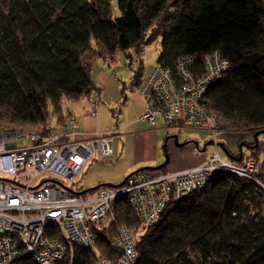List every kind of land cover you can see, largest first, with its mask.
Segmentation results:
<instances>
[{
    "label": "trees",
    "instance_id": "16d2710c",
    "mask_svg": "<svg viewBox=\"0 0 264 264\" xmlns=\"http://www.w3.org/2000/svg\"><path fill=\"white\" fill-rule=\"evenodd\" d=\"M157 38L156 65L172 72L184 56L193 59L188 67L193 74L203 72L205 54L225 60L229 68L208 87L204 108L215 113L221 131L264 133V0H0L4 128L57 127L70 117L76 120L62 108L66 101L100 95L91 73L94 58L109 65L118 52L139 55ZM142 74L139 66L131 86L141 87ZM243 143L255 149L250 156H259L260 143ZM223 149L236 160L243 157L239 148L235 157ZM256 179L260 185L221 174L166 204L159 222L150 226L138 223L129 197L118 198L111 207L112 222L92 227L94 250L75 248L71 264H115L119 226L134 231L133 264H264V168ZM85 190L75 193L85 197L94 191ZM11 264L35 263L21 253Z\"/></svg>",
    "mask_w": 264,
    "mask_h": 264
},
{
    "label": "built area",
    "instance_id": "2783aa9c",
    "mask_svg": "<svg viewBox=\"0 0 264 264\" xmlns=\"http://www.w3.org/2000/svg\"><path fill=\"white\" fill-rule=\"evenodd\" d=\"M192 60L189 56L179 58L173 72L155 65L140 87L145 105L140 119L149 126H155L160 117L166 127H205L211 132L215 151L192 167L140 170L121 186L99 187L90 196L81 197L51 176L72 181L93 154L102 158L113 155L111 132L77 138L73 117L57 127H7L0 131V264H11L21 253L35 264H71L75 248L94 250L92 227L112 222V204L121 197H129L138 223L150 226L159 222L166 204L181 201L221 174H234L260 185L256 178L264 168V159L223 160L216 137L220 125L215 113L203 106L208 87L228 70V63L217 53L205 54L201 57L203 72L193 74L188 69ZM97 108V103H92L90 113L96 114ZM22 138L31 143L18 147L17 140ZM44 173L48 178L31 186L32 180ZM114 245L123 252L115 264L135 262L134 231L117 227ZM97 264L105 263L100 260Z\"/></svg>",
    "mask_w": 264,
    "mask_h": 264
},
{
    "label": "rangeland",
    "instance_id": "374dc122",
    "mask_svg": "<svg viewBox=\"0 0 264 264\" xmlns=\"http://www.w3.org/2000/svg\"><path fill=\"white\" fill-rule=\"evenodd\" d=\"M112 11L114 13L118 12L115 6L112 7ZM159 51L160 38H157L152 43L145 44L139 55L129 51L130 57H126L124 53L118 52L109 65L100 57L94 58L91 73L93 80L100 88V95L96 97L92 94L88 103L87 98L66 101L62 111L64 115H67L78 109V111L83 112V115H86V125L89 129L99 132H111L113 155L102 158L97 154H93L88 165L72 181L58 176H51V178L58 179L63 185L72 187L73 190L80 187L89 189L101 184L118 185L126 176L138 169L154 168L162 165L165 162L166 154L169 162L165 167V171H174L171 170L174 152L172 153V147L170 146L174 136H176L178 143L186 144L183 146L184 148H178L180 151L176 150L174 166L176 167L178 164L180 167L175 170L186 168V166H194L204 161L215 151L213 144L206 145L204 151H200L206 142L212 140L211 132L205 127H166L160 117H157L155 126H149L140 119L141 114L138 116L142 98L139 85L131 86L133 72L140 66L142 67V76L145 77L155 67ZM94 101L98 105L97 114L87 112L90 102ZM49 115H53L51 123L54 125L56 115L53 114L51 106H49ZM2 120L6 119L0 118V131L4 128L5 121L2 122ZM5 127L7 128V126ZM16 128L36 129L28 126ZM216 137L217 142L223 143L233 157L238 153L237 141L243 139V142H253L252 146L256 145L253 139L254 136H251L248 132L226 133L219 130ZM155 140L156 145L154 147ZM257 140L262 145V148L258 149L259 156L257 158L264 159V133L259 134ZM30 143L29 139L17 140L18 147L27 146ZM241 150L243 158L255 153V149H251L247 145H243ZM142 152L143 154H141ZM218 152L223 160L230 163L238 162L220 146ZM94 159L106 165L95 164ZM47 178V173L39 175L32 180L31 186ZM90 195L87 194L86 196ZM108 224V220H106L103 225L107 226Z\"/></svg>",
    "mask_w": 264,
    "mask_h": 264
},
{
    "label": "crops",
    "instance_id": "0c3cea01",
    "mask_svg": "<svg viewBox=\"0 0 264 264\" xmlns=\"http://www.w3.org/2000/svg\"><path fill=\"white\" fill-rule=\"evenodd\" d=\"M142 98V97H141ZM89 101H87V103H88ZM143 110H144V102H143V99H142V105H141V109L139 110V112L140 113H138V116L140 115V114H142V112H143ZM97 111H98V109H97ZM72 114L75 116V118H77L76 120H77V128H76V132H77V135H76V137L77 138H86V137H88L90 134H92L93 132H96L97 130H95V131H93V130H91V129H89L88 128V126L86 125L87 124V119H86V115H83V112H81V111H78V109H76L74 112H72ZM144 122V121H143ZM148 125V124H147ZM99 132V131H98ZM102 132V131H101ZM103 132H105V131H103ZM155 145H156V140L154 141V147H155ZM170 146L172 147V153L174 152V156H173V162H172V169L171 170H175V169H177L178 167H180L178 164H177V162L175 161V163L177 164V166L175 167L174 166V159H175V154H176V150H179L177 147H175V145H174V139H173V142H170ZM149 148V147H148ZM147 148V149H148ZM180 151V150H179ZM141 154H143V152L141 153ZM177 158V157H176ZM180 158V157H179ZM90 161V160H89ZM93 162H95V164H97L98 163V165H100V164H102V163H100L98 160H96V159H94V161ZM169 162V161H168ZM89 163V162H88ZM188 163V162H187ZM88 165V164H87ZM86 165V166H87ZM106 165V164H105ZM104 164H102V166H105ZM85 166V167H86ZM84 167V168H85ZM190 167H192V166H190ZM148 168V167H147ZM186 168H188L187 166H186ZM179 169H182V168H179ZM184 169V168H183Z\"/></svg>",
    "mask_w": 264,
    "mask_h": 264
},
{
    "label": "water",
    "instance_id": "95a60500",
    "mask_svg": "<svg viewBox=\"0 0 264 264\" xmlns=\"http://www.w3.org/2000/svg\"><path fill=\"white\" fill-rule=\"evenodd\" d=\"M259 134H261V132H256V133L254 134V138H253V139H254V142H255L256 144L258 143L257 136H258ZM210 144H213L212 140L206 142L205 146H204L203 149L200 150V151H204L206 145H210ZM174 145H175V147H177V148H181V147L185 146L186 144H185V143H181V144L178 143V142H177V138H176V136H174ZM195 145H196V147H197V144H196V143H195ZM243 145H245V144H244V143H240L239 146H238V148L241 149ZM219 146H220L222 149L224 148V144H223V143H220ZM165 156H166V159H165V162H164L162 165L156 166V167H154V168H141V169H138L137 171H140V170H146V169L161 170V169H162V168L168 163V161H169V160H168V156H167V154H166ZM122 184H123V182H121L120 184H118V186H121ZM103 185H104V186H111V184H103ZM98 187H99V185H98V186H95V187H93V188H89L88 190H85L84 192H87V191H89V190H95V189H97ZM113 248H114L115 252L118 253V256H121V255H122L123 252H122V249H121L120 247L114 245Z\"/></svg>",
    "mask_w": 264,
    "mask_h": 264
},
{
    "label": "clouds",
    "instance_id": "9594fccd",
    "mask_svg": "<svg viewBox=\"0 0 264 264\" xmlns=\"http://www.w3.org/2000/svg\"><path fill=\"white\" fill-rule=\"evenodd\" d=\"M150 170V169H149Z\"/></svg>",
    "mask_w": 264,
    "mask_h": 264
}]
</instances>
